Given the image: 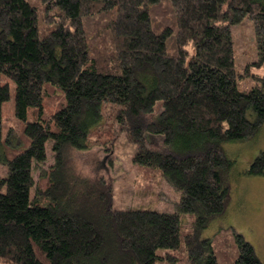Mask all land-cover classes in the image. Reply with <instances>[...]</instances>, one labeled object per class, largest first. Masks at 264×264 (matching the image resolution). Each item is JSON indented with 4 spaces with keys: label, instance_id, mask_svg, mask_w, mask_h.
Segmentation results:
<instances>
[{
    "label": "trees",
    "instance_id": "1",
    "mask_svg": "<svg viewBox=\"0 0 264 264\" xmlns=\"http://www.w3.org/2000/svg\"><path fill=\"white\" fill-rule=\"evenodd\" d=\"M40 1L54 24L44 36L31 0H0V148L10 79L28 138L3 159L0 264L175 262V253L157 251L183 242L191 264H220L201 229L230 197L225 144L255 137L264 126V76L239 89L231 26L252 20L263 64L264 0ZM51 88L63 100L45 116ZM108 105L137 145L134 161L158 168L181 191L174 212L117 208L109 181L67 164L69 149L90 146ZM48 140L54 163L33 198L34 169L46 161ZM248 172L264 174V151ZM182 213L196 216L184 238ZM235 239L229 264H264L242 234Z\"/></svg>",
    "mask_w": 264,
    "mask_h": 264
},
{
    "label": "rangeland",
    "instance_id": "2",
    "mask_svg": "<svg viewBox=\"0 0 264 264\" xmlns=\"http://www.w3.org/2000/svg\"><path fill=\"white\" fill-rule=\"evenodd\" d=\"M39 9L40 35L50 31L54 24L47 9L40 0H31ZM235 46V62L241 74L238 87L246 91L258 82L257 77L264 76V63L258 64L259 54L253 22L245 17L231 26ZM11 97L2 105L3 145L0 148V176H6L8 167L3 162L5 156L21 150L28 145L25 134V121L15 113V84L10 79ZM45 100V116L52 114L62 102V94L51 88ZM160 105V103H158ZM100 125L94 130L90 146L71 148L67 152V164L79 175L90 177L103 176L113 186V202L117 208L153 209L174 212L181 198V191L175 188L161 174V171L134 161L137 145L119 130L113 121V108L106 107ZM115 136V137H114ZM163 138L162 135H159ZM46 161L34 169L36 186L31 191L34 198L38 189H45L48 173L54 163L53 141L48 140ZM226 152L232 160V167L227 174L230 197L225 211L215 217L201 229L202 237L213 239V244L220 264H229L238 251L235 233L242 234L251 242L264 263V174L248 172L255 158L264 151V126L255 137L231 140L225 144ZM44 194H39V197ZM43 200L44 198H40ZM194 213L180 215L181 232H192L195 226ZM159 249V255L166 252L176 254L171 262L168 258H159L156 264H191L187 252L183 249ZM174 254V255H175Z\"/></svg>",
    "mask_w": 264,
    "mask_h": 264
}]
</instances>
